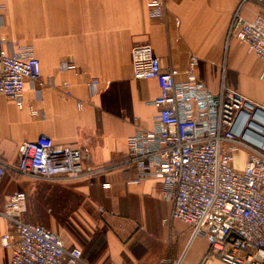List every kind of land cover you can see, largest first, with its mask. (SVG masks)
Segmentation results:
<instances>
[{
	"label": "crops",
	"instance_id": "obj_1",
	"mask_svg": "<svg viewBox=\"0 0 264 264\" xmlns=\"http://www.w3.org/2000/svg\"><path fill=\"white\" fill-rule=\"evenodd\" d=\"M155 1L0 0V35L35 52L45 84L37 95L27 81L22 108L0 94V160L10 166L0 178V211L10 193L25 192L27 210L37 202L50 211L48 228L82 249L79 264H153L179 256L182 264H225L211 256L208 234L193 236L189 224L165 221L173 202L161 178L137 182L133 166L118 164L128 155V137L154 130L159 112L153 103L159 83L134 76L131 52L149 44L162 66L177 70L178 82L196 78L199 90L213 96L222 86L233 88L258 106H264V61L229 35L240 0H167L165 15L153 17ZM242 13L253 18L264 6L248 1ZM40 135L84 149L86 169L107 168L68 182L22 174L15 169L19 144ZM241 150L238 169L247 157L241 147L234 161ZM27 210L22 218L40 223ZM3 236L13 242L15 230L0 214V264H9L12 247L2 245Z\"/></svg>",
	"mask_w": 264,
	"mask_h": 264
},
{
	"label": "built area",
	"instance_id": "obj_2",
	"mask_svg": "<svg viewBox=\"0 0 264 264\" xmlns=\"http://www.w3.org/2000/svg\"><path fill=\"white\" fill-rule=\"evenodd\" d=\"M248 1L264 6V0H240L234 11L229 35L246 42L264 61V14L247 18L242 13ZM167 0H156L151 16L163 17ZM134 76L155 78L161 94L156 128L128 137V155L120 165H131L139 182L155 175L164 183V196L172 200L170 218L192 228L193 236L208 234L210 254L225 264H264V147L235 131L248 102L239 91L222 86L213 96L199 90L196 78L176 80L177 70L164 67L154 48L137 44L132 48ZM197 63L192 59L191 69ZM65 63L63 67L71 68ZM40 60L20 42L0 35V94L24 104L27 81L37 95L45 86ZM247 151L242 169L234 166L238 148ZM85 150L56 143L47 135L20 142L16 170L49 181L88 178L107 168H85ZM114 166V164H112ZM10 166L0 160V178ZM27 195L16 190L8 195L3 211L15 230V240L1 238L12 247L9 264H79L83 251L68 247L59 233L40 223L27 222ZM212 214L222 216L216 220ZM183 256L164 257L153 264H182ZM123 264V263H119Z\"/></svg>",
	"mask_w": 264,
	"mask_h": 264
},
{
	"label": "water",
	"instance_id": "obj_3",
	"mask_svg": "<svg viewBox=\"0 0 264 264\" xmlns=\"http://www.w3.org/2000/svg\"><path fill=\"white\" fill-rule=\"evenodd\" d=\"M235 131L258 146L264 147V106L248 102V109H244L241 119L235 126ZM216 220L222 216L212 214Z\"/></svg>",
	"mask_w": 264,
	"mask_h": 264
},
{
	"label": "rangeland",
	"instance_id": "obj_4",
	"mask_svg": "<svg viewBox=\"0 0 264 264\" xmlns=\"http://www.w3.org/2000/svg\"><path fill=\"white\" fill-rule=\"evenodd\" d=\"M229 48V46H228ZM244 157H245V153L244 151H239L235 154V161H234V166L236 168L240 167L242 164H243V161H244ZM36 197H32L31 200L33 201ZM28 202H29V199H28ZM29 205V204H28ZM46 210H42V208L39 207L38 203H32L30 205V208H28L27 210V214L30 215V217L32 218V220L34 221H38L40 223H43L44 225H46L47 227H49V224L46 223V221H48L49 219V222H50V217L48 214H50L48 212V214L45 212Z\"/></svg>",
	"mask_w": 264,
	"mask_h": 264
},
{
	"label": "trees",
	"instance_id": "obj_5",
	"mask_svg": "<svg viewBox=\"0 0 264 264\" xmlns=\"http://www.w3.org/2000/svg\"><path fill=\"white\" fill-rule=\"evenodd\" d=\"M260 5V4H259ZM261 6H263V5H261Z\"/></svg>",
	"mask_w": 264,
	"mask_h": 264
}]
</instances>
